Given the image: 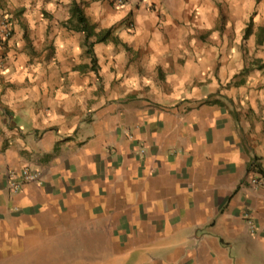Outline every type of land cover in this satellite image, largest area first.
<instances>
[{
  "label": "crops",
  "instance_id": "obj_1",
  "mask_svg": "<svg viewBox=\"0 0 264 264\" xmlns=\"http://www.w3.org/2000/svg\"><path fill=\"white\" fill-rule=\"evenodd\" d=\"M116 4L0 0V264H93L79 239L106 234L113 264H264V0ZM157 70L196 108L163 114L161 134L140 116L145 176L123 142L140 108L118 103ZM28 166L41 182L12 193Z\"/></svg>",
  "mask_w": 264,
  "mask_h": 264
},
{
  "label": "rangeland",
  "instance_id": "obj_2",
  "mask_svg": "<svg viewBox=\"0 0 264 264\" xmlns=\"http://www.w3.org/2000/svg\"><path fill=\"white\" fill-rule=\"evenodd\" d=\"M189 52L191 54H194L195 50L193 45H188V46H184L182 48L181 54L185 56V59L182 60L180 58V63L181 64H185L186 62H188L186 60V58L189 57ZM161 74H164V70H157L156 74L154 77H149L147 80V87L145 88L143 85H139L137 87V90L135 92H132L130 94H123L122 97H120L119 99V103L118 105L126 106L129 103H132L133 106L139 107L140 108V114H139V118L137 119V122L133 121V125H127L125 128V133L123 134V142L124 145L127 144H131V148L133 150H135V152H137V154L134 156L137 160H138V166H139V172L140 174H144L146 176V174L149 172L150 166L149 164H147V153H146V148H147V140L144 139H138L139 136H135L138 135V131L143 130L147 131V127L145 125L144 121H141V115H143V118L145 116V112L147 111V116H146V122H149V113L154 112V117L157 115V118H155L154 120L152 119V121H155V123L153 124V126L148 125L151 129H152V133L157 134V133H163V127H164V123H166L167 121H165V116H163V114H167L170 112H175L177 114V111L179 110V108H182L183 110H187V111H193L194 108H196V104H188L186 105L187 107H185V104L188 102L189 100H187L186 98L182 99H178L175 98L174 99V95L173 93L175 92L174 86L172 85V83L165 82L164 83V78L161 76ZM173 87V88H172ZM166 94L172 95V98H167L166 99ZM181 94L184 95V97H186V95L188 94V92L186 91V89H182L181 90ZM199 104V103H198ZM194 105V106H193ZM145 107L147 109H145ZM143 110V111H142ZM167 119V118H166ZM134 120V118H133ZM168 120V119H167ZM136 123H139V125L137 126ZM148 134V133H146ZM141 137V136H140ZM151 141V139H150ZM140 146V147H139ZM168 146H165V150L167 149ZM172 151V150H171ZM108 154L109 156L113 157V155L116 154V149H114L112 151L108 150ZM115 158V157H113ZM138 172V173H139ZM120 206L123 205L122 204H118ZM125 206V205H124ZM136 216V221L134 220L133 223L136 225L140 224H145L146 221H140L142 217H146V215L143 214V212L140 210L138 211L137 214H135ZM145 219V218H144ZM124 226L129 227L130 226V222L129 221H124ZM109 234V231H108ZM94 236H90V237H85L82 236L79 238H76V241L79 239V244L80 247L83 246L84 249H82L81 251L84 250H88L87 254H90V251L92 252V257H95L94 253H96L97 255L100 256V254L105 255V251H104V247L107 250L106 256H107V263L108 264H113L114 262H117V260H112V258L110 257V255L112 254V249L114 248V246L116 245H120L119 241L121 238H114L113 236L110 235H105V236H97L100 237V241L98 239L93 238ZM119 239V240H118ZM77 244V242H76ZM87 244V246L85 245ZM98 244H101L100 246V254H98L97 252H94V250H98L97 248H95V246L98 247ZM91 249V250H90ZM79 252L76 253V258L78 256ZM87 254H84L85 257L87 258ZM82 256V255H81ZM80 256V257H81ZM90 256V255H89ZM91 257V261L93 262V264H97L98 260L95 261L94 258ZM83 259H79L76 260V262H82ZM88 263V262H87Z\"/></svg>",
  "mask_w": 264,
  "mask_h": 264
},
{
  "label": "built area",
  "instance_id": "obj_3",
  "mask_svg": "<svg viewBox=\"0 0 264 264\" xmlns=\"http://www.w3.org/2000/svg\"><path fill=\"white\" fill-rule=\"evenodd\" d=\"M127 0H116V5L121 7L126 4ZM13 35L12 24L7 15L0 12V42L6 43L11 40ZM0 65H3V59L0 58ZM41 182V174L34 171L31 167H25L20 173H11L9 176V187L12 193H20L25 185L37 184ZM259 178L253 180V185H260ZM253 228V221L248 222Z\"/></svg>",
  "mask_w": 264,
  "mask_h": 264
},
{
  "label": "trees",
  "instance_id": "obj_4",
  "mask_svg": "<svg viewBox=\"0 0 264 264\" xmlns=\"http://www.w3.org/2000/svg\"><path fill=\"white\" fill-rule=\"evenodd\" d=\"M76 16L78 17V21H79V25H80L79 30L82 31V32H84V33H86L88 39H93L96 36V34H95V28L92 25L89 24V22L87 21V19L83 15H81V13L77 12V15ZM110 34H111L110 31H107V35L106 36H109ZM104 38L103 39L101 38L100 40H98V42L105 41Z\"/></svg>",
  "mask_w": 264,
  "mask_h": 264
}]
</instances>
